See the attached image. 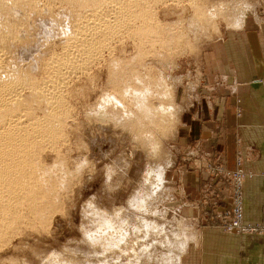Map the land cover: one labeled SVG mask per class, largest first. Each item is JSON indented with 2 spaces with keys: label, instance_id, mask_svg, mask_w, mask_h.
<instances>
[{
  "label": "rangeland",
  "instance_id": "1",
  "mask_svg": "<svg viewBox=\"0 0 264 264\" xmlns=\"http://www.w3.org/2000/svg\"><path fill=\"white\" fill-rule=\"evenodd\" d=\"M124 1L102 15L77 12L74 2L36 0L22 26L27 41L7 52L40 78L45 63L70 49L58 88L66 110L62 133L44 142L38 157L58 182V202L41 222L27 203L20 206L24 218L0 240V264H182L195 231L232 233L223 225L234 185L217 172L219 157L193 143L184 117L205 88L203 54L227 28H243L252 9L264 18V0H147L145 18ZM76 27L84 35L70 43L84 46L101 35V46L67 47ZM140 29L154 31L143 37ZM151 111L164 118L151 122ZM185 172L199 179L191 200L180 187Z\"/></svg>",
  "mask_w": 264,
  "mask_h": 264
},
{
  "label": "crops",
  "instance_id": "2",
  "mask_svg": "<svg viewBox=\"0 0 264 264\" xmlns=\"http://www.w3.org/2000/svg\"><path fill=\"white\" fill-rule=\"evenodd\" d=\"M205 88L186 115L193 143L219 157L227 169L242 158L243 220L264 222V18L257 9L241 29H226L202 56ZM194 174V172H193ZM180 178L185 198L199 193V179ZM198 179V184L196 183ZM202 218L201 223L206 224ZM187 242L182 264H264V234L225 233L203 227Z\"/></svg>",
  "mask_w": 264,
  "mask_h": 264
},
{
  "label": "bare ground",
  "instance_id": "3",
  "mask_svg": "<svg viewBox=\"0 0 264 264\" xmlns=\"http://www.w3.org/2000/svg\"><path fill=\"white\" fill-rule=\"evenodd\" d=\"M35 1L36 0H0V240L3 239L7 235L8 232L13 231L12 229L17 228L19 219L22 217L21 213H23L22 211L20 213V210H22L20 209V206H22L23 204L25 206L28 204L29 205L28 207L30 208L31 212L34 213L31 215H34L35 217L34 216L33 217L36 218V220L38 219L37 222H41L39 220L43 218L42 217L44 215L43 212L48 214L47 212H49V210L47 208L50 209L52 206L54 207V205L56 204V201L58 202L57 198L59 197H55V194H54L55 189L57 190L58 188V187L56 188V184H58V182L56 183V181H54L55 179H53L51 171H49L48 169H45L44 165L43 167L40 166V164L42 165V163L40 164L38 163V159H39L38 157H39V153L41 152L42 144L44 142H47L48 140L50 141L51 139H52L51 142H53L55 138H57L58 135H61L60 133H62L61 129L59 131V124H62L61 123L63 122L62 116H65V112H66L65 107L63 106V108H61L62 104L60 106L61 99L59 98L61 97V95H58L59 85H61L62 83L61 81H63L62 80V76H63L62 67L64 63L68 61L66 56L70 55L69 54L70 49L67 52V49L69 48L68 44H71L70 45L71 47L74 46L72 44H75V43L79 44L78 42L80 41L75 42V43H70V42L71 40H75L77 38L78 40H81V38L79 39L78 36L83 37L84 35L83 30L77 29L78 26L75 28L76 30L73 31L74 34L72 38H70L72 36L70 33L71 36L68 38L69 40L66 39L69 42L65 41L67 42L65 44H67L66 46L68 48L64 46L67 48L65 49L66 50L65 53L66 54L68 53V54L64 55V57L60 56L61 58L60 57L58 58L55 56L50 61L45 63L42 68L44 69L42 70L44 73V74L42 73L44 75V76L42 75L43 77L39 78L38 77L39 75L38 76H36L37 74L33 75L32 72H30L28 68H27L28 70L19 68L17 66V61L14 60V58L9 59L7 57V52L9 53L10 51H12L11 49L15 45L17 44L20 45L21 42H23L21 44H24L27 41L25 37L26 35L25 36L23 35L25 34L23 33L24 31L23 29H25L23 28L25 27L23 25L26 23V19L28 18V17L26 18V13H28L27 10L30 11L32 8L31 4L32 5L36 4L37 6L35 7H38V2L35 3ZM65 1L72 2V3L74 2V4H76V7L79 9L77 12H80V9H81L83 13L84 8H90V9H93L95 13L96 11L97 12L104 11V14H106L105 12L108 10L109 5H113L111 3L123 2V0H65ZM125 1H124L125 4L124 3L122 4H124V7L127 6L128 9H131L133 7H136V8L140 7L138 8V11L140 13L138 11L137 12L135 11V15L137 14L136 16L138 17L142 16V18L143 17L145 18L144 15H146L147 13L149 14L148 12L149 8L147 9L148 7L147 4H149L148 3L149 1L147 0H125ZM32 10L34 11V8ZM39 10L40 9H38L37 11ZM76 10L77 9L75 8V11ZM89 12L91 14L90 10ZM100 13L101 12H99V14ZM101 14L103 15V12ZM132 14H134V12ZM135 15L134 17H136ZM147 15L146 17L149 16ZM93 17H95V15ZM13 18L16 21V24L13 20H11ZM28 20L29 19H27V21ZM78 20L77 21L80 22V20L82 19L78 18ZM84 24H87V23L85 22ZM152 28L154 29V27ZM151 29L147 30L148 32L147 31L143 32V30L140 29L142 31H139L138 35L145 37L147 36L145 35L146 33H149L150 31L151 32L154 31ZM109 32L111 31H108L107 29L103 33V36L104 37L108 36ZM66 34H69V32H67ZM99 36L98 37L94 36L91 41L89 40L84 41L86 47L88 46L89 48V46L93 47L94 45H98L101 42V40L99 39ZM79 46L76 45V47L85 48L83 44L81 43L79 44ZM93 48H96V47H93ZM135 95L137 97L134 99V101H137V99H139V96L137 94ZM141 100L143 99L138 100L140 101V103L137 101L139 103L138 104L139 105L138 107L140 108L139 111H144V115H145V113L147 112L146 109L148 108H146L147 106ZM39 112L42 114V116L40 115ZM158 114H159L158 112L151 111V113L147 115V119L153 123L159 122L162 120L163 116L160 114L162 117L159 119ZM42 117L43 119H41ZM130 117L135 119V115L130 116ZM62 127L63 125H61L60 128ZM23 216L25 215L23 214ZM44 217L47 218V215H45ZM34 222L36 223L35 219H34ZM104 242L107 243L108 248L109 246H111L110 240L106 239L104 240ZM118 242L117 243L113 242V243L118 244Z\"/></svg>",
  "mask_w": 264,
  "mask_h": 264
},
{
  "label": "built area",
  "instance_id": "4",
  "mask_svg": "<svg viewBox=\"0 0 264 264\" xmlns=\"http://www.w3.org/2000/svg\"><path fill=\"white\" fill-rule=\"evenodd\" d=\"M236 168L233 170L226 169L223 164H219L217 172L223 174L234 185L233 199L231 209L227 217H224V227L229 232L238 233H260L264 234V222L258 224H247L243 220V183L247 176L242 167V158L236 159ZM221 215V214H220Z\"/></svg>",
  "mask_w": 264,
  "mask_h": 264
}]
</instances>
